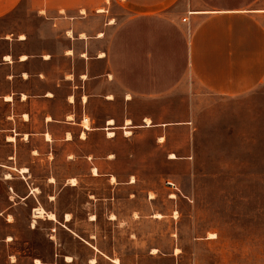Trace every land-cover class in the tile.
Listing matches in <instances>:
<instances>
[{"label": "crops", "instance_id": "1", "mask_svg": "<svg viewBox=\"0 0 264 264\" xmlns=\"http://www.w3.org/2000/svg\"><path fill=\"white\" fill-rule=\"evenodd\" d=\"M23 1L45 25L0 34V139L11 149L38 135L37 150L63 142L76 151L89 140L92 174L104 171L115 181L118 175L103 163L110 166L120 151L141 166L146 156L136 159L134 151L149 142L166 150L171 163L177 159L172 134H195L204 102L239 97L264 81V0H116V21L107 20L118 14L114 0H0V21ZM21 168V177H0L7 188L0 264H61L52 233L54 251L30 253L37 220L60 222L43 206L44 214L33 217L39 192ZM121 180L132 184L137 176L130 171ZM23 208H33L24 223L30 238L19 228Z\"/></svg>", "mask_w": 264, "mask_h": 264}, {"label": "rangeland", "instance_id": "2", "mask_svg": "<svg viewBox=\"0 0 264 264\" xmlns=\"http://www.w3.org/2000/svg\"><path fill=\"white\" fill-rule=\"evenodd\" d=\"M113 3L118 14L109 21L120 14L119 3ZM42 25L23 1L0 21V34L36 32ZM196 127L193 135L174 131L170 142L177 159L171 163L165 161L166 150H153L149 142L134 151L136 159L146 156L141 166L120 151L110 166L103 163L104 170L118 175L114 182L104 171L92 174L89 140L80 150L66 151L63 142L37 150L40 135L19 139L16 149L0 139V163L12 166H0V177L3 172L21 177L18 169L26 167L39 192L34 206L48 208L60 222L37 220L30 253L54 251L48 241L52 233L61 264H115V259L119 264H264V81L239 97L208 99ZM130 171L137 176L132 184L121 180ZM5 190L0 181V206ZM32 210L18 214L23 224L32 220ZM19 228L30 238L25 224Z\"/></svg>", "mask_w": 264, "mask_h": 264}, {"label": "bare ground", "instance_id": "3", "mask_svg": "<svg viewBox=\"0 0 264 264\" xmlns=\"http://www.w3.org/2000/svg\"><path fill=\"white\" fill-rule=\"evenodd\" d=\"M24 117H26V116H24ZM12 138H13V137H9V139H12ZM49 138H50V136H49L48 134H46V139H49ZM170 157L173 158L174 155H171ZM20 171L24 173V172H27L28 170H27V168H21ZM92 173H93L94 175H96V170L93 169V170H92ZM7 177H9V175H7ZM111 181H114V179L112 178ZM70 184H71V185H75V179L72 178V179L70 180ZM171 197L173 198L174 195H171ZM43 214H44V210H43L41 207L35 208L34 211H33V217H34V218L41 217ZM154 216H155V217H160L161 214H159V213H155ZM47 218L50 219V220H55V215H54L53 213H48V214H47ZM110 218H111V219H115V216H114V215H111ZM92 219H94V216H93V215H92ZM66 220H67V221L70 220V218H69V214H66ZM34 223H35V221H33V224H34ZM214 236H215V235H214L213 233H211V234L208 235V237H210V238H213ZM176 251L178 252V250H176ZM154 252H155V250H154ZM67 260L70 261L71 259H70L69 257H67ZM36 262H39V260H36ZM113 262H114L115 264H119L118 259H115Z\"/></svg>", "mask_w": 264, "mask_h": 264}, {"label": "built area", "instance_id": "4", "mask_svg": "<svg viewBox=\"0 0 264 264\" xmlns=\"http://www.w3.org/2000/svg\"><path fill=\"white\" fill-rule=\"evenodd\" d=\"M167 184L172 185L169 181L167 182Z\"/></svg>", "mask_w": 264, "mask_h": 264}]
</instances>
